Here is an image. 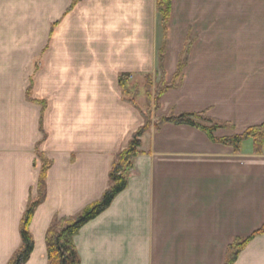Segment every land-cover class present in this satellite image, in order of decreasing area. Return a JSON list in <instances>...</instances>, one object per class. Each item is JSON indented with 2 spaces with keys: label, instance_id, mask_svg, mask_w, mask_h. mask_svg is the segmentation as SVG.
I'll return each instance as SVG.
<instances>
[{
  "label": "crops",
  "instance_id": "0c3cea01",
  "mask_svg": "<svg viewBox=\"0 0 264 264\" xmlns=\"http://www.w3.org/2000/svg\"><path fill=\"white\" fill-rule=\"evenodd\" d=\"M163 42L164 80L185 57L180 81L151 107L124 190L74 235L80 264H224L264 224V152L251 139L234 152L189 125L155 126L203 113L227 124L222 138L264 123V0H170L165 35L157 0H0V264L20 245L37 151L50 164L25 264L47 263L54 217L100 198L143 123ZM234 264H264V233Z\"/></svg>",
  "mask_w": 264,
  "mask_h": 264
},
{
  "label": "trees",
  "instance_id": "16d2710c",
  "mask_svg": "<svg viewBox=\"0 0 264 264\" xmlns=\"http://www.w3.org/2000/svg\"><path fill=\"white\" fill-rule=\"evenodd\" d=\"M157 12L160 18L162 32L165 35L168 17L170 14V0H157ZM163 48L164 42L158 52V70L160 71V83L154 90V94L146 92L147 100L154 99V108L158 106L161 95L169 88L176 87L181 78L182 67L185 63V57L180 58L174 80L166 83L163 76ZM146 81L150 84V77H146ZM120 83L123 81L120 78ZM151 85V84H150ZM128 101L134 104L133 98L128 97ZM151 101L147 102V108L142 112L143 123L131 134L126 146L121 148L114 155L108 172V184L99 199L84 207L80 212L69 217H54L45 233L46 244V264H80L78 253L73 242L74 235L87 222L106 210L112 200L127 185L128 171L132 167V159L140 153V138L142 134L148 130L151 124ZM44 105H42V111ZM185 124L203 131L212 141L229 145L234 152L240 151V146L244 140L251 139L254 153L264 152V123L253 126L245 130L241 134H235L230 137L218 138L214 136V132L227 124L221 123L205 116L203 113H180L169 114L159 118L155 122L158 127L163 123ZM37 158L40 160V172L36 184V195L29 197L23 211L20 225V245L14 251L7 264H25L28 260L34 246L29 225L32 215L36 207L45 198V177L49 167V160L46 159L39 151L36 152ZM264 233V224L249 236L241 239H234L228 247L225 255L224 264H234L240 251L255 236Z\"/></svg>",
  "mask_w": 264,
  "mask_h": 264
},
{
  "label": "rangeland",
  "instance_id": "374dc122",
  "mask_svg": "<svg viewBox=\"0 0 264 264\" xmlns=\"http://www.w3.org/2000/svg\"><path fill=\"white\" fill-rule=\"evenodd\" d=\"M172 80H174V79H172ZM171 80V81H172ZM160 81V77H159V79L158 80H151L150 81V84H148V82L146 81V79L144 80V87H145V101H146V104H147V102H149V101H151L150 103H151V107L153 108L154 107V99L152 98V99H149V101L147 100V97H146V92H149L150 94H152L153 92H154V90L157 88L156 86H157V84L158 83H160L159 82ZM170 81V82H171ZM166 82V81H165ZM170 82H166V83H170ZM140 85V84H139ZM131 94H133V95H135V90H132L131 92H130ZM130 97H131V95H130ZM133 97V96H132ZM153 97V96H152ZM151 116H152V113H151Z\"/></svg>",
  "mask_w": 264,
  "mask_h": 264
}]
</instances>
